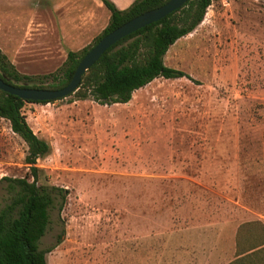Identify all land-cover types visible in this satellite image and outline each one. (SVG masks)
I'll return each mask as SVG.
<instances>
[{
	"label": "rangeland",
	"instance_id": "obj_1",
	"mask_svg": "<svg viewBox=\"0 0 264 264\" xmlns=\"http://www.w3.org/2000/svg\"><path fill=\"white\" fill-rule=\"evenodd\" d=\"M109 14L101 0H0V47L21 73H50ZM163 60L190 77H158L124 103L24 104L50 144L36 166L66 195L39 240L47 264H206L213 249L223 264L241 223L245 243L264 235V0H213ZM26 148L0 117V178L28 174Z\"/></svg>",
	"mask_w": 264,
	"mask_h": 264
},
{
	"label": "trees",
	"instance_id": "obj_2",
	"mask_svg": "<svg viewBox=\"0 0 264 264\" xmlns=\"http://www.w3.org/2000/svg\"><path fill=\"white\" fill-rule=\"evenodd\" d=\"M167 0H133L118 9L111 0H101L110 14L106 26L81 50H67L61 66L53 72L26 74L0 49V78L12 85L56 89L65 86L74 73L80 58L106 33L124 22L165 3ZM213 0H187L180 8L151 22L111 45L82 75L80 84L68 96L91 98L101 104L124 103L134 90L158 77H190L185 71L164 63L168 48L178 39L191 33L204 19ZM26 102L0 89V117L9 122L10 129L26 144L25 163L29 172L23 177L2 176L7 182L9 201L0 207V264H47L39 240L49 222V209L60 200L65 201L64 188L47 184L45 175L36 166L38 158L47 155L50 144L33 132L22 108ZM28 176L31 179H28ZM264 233V224L256 221ZM241 223L235 233V251L226 264H264V235L245 243Z\"/></svg>",
	"mask_w": 264,
	"mask_h": 264
},
{
	"label": "water",
	"instance_id": "obj_3",
	"mask_svg": "<svg viewBox=\"0 0 264 264\" xmlns=\"http://www.w3.org/2000/svg\"><path fill=\"white\" fill-rule=\"evenodd\" d=\"M187 0H167L162 5L134 16L120 26L103 35L79 60L72 78L63 87L56 89L16 86L0 78V89L24 100L50 101L71 94L80 84L82 75L114 43L151 22L157 21L170 12L183 6Z\"/></svg>",
	"mask_w": 264,
	"mask_h": 264
},
{
	"label": "crops",
	"instance_id": "obj_4",
	"mask_svg": "<svg viewBox=\"0 0 264 264\" xmlns=\"http://www.w3.org/2000/svg\"><path fill=\"white\" fill-rule=\"evenodd\" d=\"M115 3H116V5H117V7L118 8H120V9H123V8H125V7H127L133 0H129V1H127L126 3H124L123 2V0H113ZM98 3V2H97ZM98 5V4H97ZM187 36V35H186ZM185 37V36H184ZM182 38V37H181ZM0 41L3 43L4 42V35L3 34H0ZM0 49H1V51L4 53V50L2 49V47H0ZM5 55H6V53H4ZM7 56V55H6ZM8 58V57H7ZM11 60H13V59H11ZM12 62V61H11ZM156 79V78H155ZM154 80V79H153ZM152 80V81H153ZM150 83V82H149ZM147 85V84H146ZM145 86V85H144ZM140 88H142V87H140ZM140 88H138V89H140ZM138 89H136V90H134V91H137ZM132 95H133V93H132ZM233 244H235V241H234V239H233ZM235 246V245H234ZM212 253V255H210V258L208 259V261L206 262V264H217L218 262H219V260H220V258H221V256L223 255L222 254V252H221V250H217V249H213V252H211ZM233 258H235V256H233L232 258H231V260L233 259ZM230 260H228V261H226V262H224L223 264H226L227 262H229Z\"/></svg>",
	"mask_w": 264,
	"mask_h": 264
}]
</instances>
